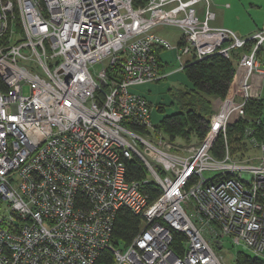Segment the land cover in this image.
Returning a JSON list of instances; mask_svg holds the SVG:
<instances>
[{
	"label": "built area",
	"instance_id": "built-area-1",
	"mask_svg": "<svg viewBox=\"0 0 264 264\" xmlns=\"http://www.w3.org/2000/svg\"><path fill=\"white\" fill-rule=\"evenodd\" d=\"M215 16L209 0H0V264H98L104 251L114 264H226L224 237L264 261V141L252 138L257 153L236 159L226 135L260 98L264 28L244 38L212 25ZM158 26L176 28L181 45ZM247 45L206 137L165 138L134 89ZM159 47L177 50V67H163ZM133 157L142 180L127 178ZM151 181L161 189L153 202ZM121 208L142 217L123 250L112 244Z\"/></svg>",
	"mask_w": 264,
	"mask_h": 264
},
{
	"label": "trees",
	"instance_id": "trees-1",
	"mask_svg": "<svg viewBox=\"0 0 264 264\" xmlns=\"http://www.w3.org/2000/svg\"><path fill=\"white\" fill-rule=\"evenodd\" d=\"M147 0H134V6H144ZM181 41L179 45H181ZM252 45H247L245 50H234L231 52V58L223 57L220 54H214L204 61L194 62L186 66L184 69L187 73V79L190 82V88L186 90H178L174 94L180 111L166 116L157 126L163 132L165 138L171 142L177 139L190 140V136L198 137L202 141L207 134L209 128V119L213 114L212 106L217 98H224L228 93V88L237 71V63L241 58L243 51H248ZM264 52V49L262 50ZM252 106V107H251ZM253 109L254 111H251ZM264 110L263 98H251L245 107L246 116L239 117L234 120L227 130L228 145L230 144L231 156L236 159L244 158L245 152L243 148L247 147L245 134L246 128L250 125L248 117L258 121L255 123V133L259 141H264V121L262 114ZM249 147L247 148V150ZM250 149H252L250 147ZM249 149V151H250ZM246 150V149H245ZM225 151L224 138L220 136L214 145L212 154L219 158L223 156ZM241 153L240 158L235 154ZM251 152L249 153V155ZM126 173L129 181L142 180L147 177V170L137 157L126 160ZM158 168V167H157ZM159 171V168H158ZM149 194L150 200L153 202L161 195L160 186L151 181L145 188ZM142 225V217L135 215L127 208H121L117 213L114 225L112 244L116 248L125 249L134 241V237L140 231ZM175 242L173 248L176 250L183 249L185 237L181 233H175ZM98 264H114V257L110 251L102 252L99 257ZM236 264H264L260 258L239 253L237 255Z\"/></svg>",
	"mask_w": 264,
	"mask_h": 264
},
{
	"label": "rangeland",
	"instance_id": "rangeland-1",
	"mask_svg": "<svg viewBox=\"0 0 264 264\" xmlns=\"http://www.w3.org/2000/svg\"><path fill=\"white\" fill-rule=\"evenodd\" d=\"M211 5V11H216L219 20L221 18H226L225 24H227V28L229 27L231 31H233L235 34L240 35L241 37L247 38V36L252 35L253 33L257 32L260 28L262 29L264 27V0H216L215 4L212 1ZM158 29L160 35L165 37L168 41H171L173 44H175L176 41L180 38V32L176 28L160 27ZM167 53L170 52L167 51ZM171 60L172 62L170 63V66L172 68L177 67L178 59L176 57V54L174 57H171ZM104 63H106V65L109 64L108 60H105ZM101 69V63H96L93 67V70L96 73ZM190 85L191 84L187 79L186 71L182 70L181 72L171 73L169 77L161 79L158 82H151L149 83V86L142 88V91L145 90L144 94H146V98L148 99L149 105H151L152 124L155 127H157L161 123L164 117L170 116L173 113L180 111V106L179 104H177L174 94L178 90L183 91L189 89ZM262 85L264 89V80ZM28 93L29 88L25 87V94L27 95ZM215 104L216 102L214 101L212 110H214ZM250 110L254 111L253 109ZM248 119L250 120L249 126L253 128V133L251 137H248L246 139V150L243 148V151L240 152H245V154H247L245 155V157H252L253 154L257 153V150L251 145V139L256 137V134L254 133L255 129L257 128L255 127V123L257 122V120L251 118V116L250 118L248 117ZM262 120L264 121V112L262 114ZM190 137V140L177 139L175 143L180 146H185L200 142V139H198V137ZM149 138H151V140H154L155 142L158 141V135L156 132H153V134H151V137ZM228 146L231 147L230 144ZM248 147L249 149L250 147L252 149H250L249 151V149L247 150ZM250 152L251 154L249 155ZM234 156L240 158L241 153L235 154ZM209 175H211V173L206 174V176ZM223 240L224 247L220 253L224 255V262L226 264H236L237 255L239 253L255 257L251 251L247 249L244 250L241 245H239L240 247L233 245L230 238L224 237Z\"/></svg>",
	"mask_w": 264,
	"mask_h": 264
},
{
	"label": "crops",
	"instance_id": "crops-1",
	"mask_svg": "<svg viewBox=\"0 0 264 264\" xmlns=\"http://www.w3.org/2000/svg\"><path fill=\"white\" fill-rule=\"evenodd\" d=\"M214 2V4H215V1L214 0H209V3H210V9L212 10V5H211V2ZM217 3V2H216ZM204 8H205V3H201V5H199V13L201 14L202 12H203V10H204ZM214 13H215V19L213 20V23H212V25H214V26H217V27H222V28H224V27H226L227 28V24H225V19L226 18H221L220 20H219V17H218V14L216 13V11H213ZM158 28H160V26H158ZM158 28H156V29H154L153 30V32L156 34V35H160V32H159V29ZM264 28V27H263ZM262 28V29H263ZM228 29H230L229 27H228ZM261 29V28H260ZM160 36H162V35H160ZM163 37V36H162ZM180 38L176 41V43L175 44H173L171 41V43L173 44V45H179V43H180V41H182V39H183V37H181V33H180V36H179ZM163 38H165V37H163ZM164 51H166V52H164ZM167 51H169L170 53H167ZM169 54V55H168ZM175 54H176V57H177V50L176 49H170V50H166V49H162V48H157V55H158V58H159V60H161V62H162V64H163V67H166V66H170V63L172 62V60H171V57L173 56H175ZM254 79H253V82H254V86H255V89H257V91H258V93H259V95H260V99L261 98H264V89H263V80H264V75H260V76H258V75H256V76H254L253 77ZM147 86H149V85H145V86H141V87H138V88H135L134 89V91H136V92H140L141 94H144V91H142V88H145V87H147ZM150 90V89H149ZM145 96H146V94H144Z\"/></svg>",
	"mask_w": 264,
	"mask_h": 264
},
{
	"label": "water",
	"instance_id": "water-1",
	"mask_svg": "<svg viewBox=\"0 0 264 264\" xmlns=\"http://www.w3.org/2000/svg\"><path fill=\"white\" fill-rule=\"evenodd\" d=\"M218 248L221 250V249H222V246H220V245H219V247H218Z\"/></svg>",
	"mask_w": 264,
	"mask_h": 264
}]
</instances>
